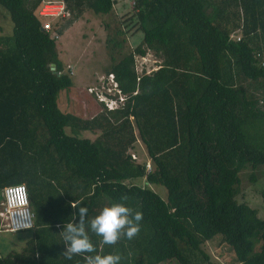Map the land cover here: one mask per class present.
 Segmentation results:
<instances>
[{
    "label": "trees",
    "instance_id": "16d2710c",
    "mask_svg": "<svg viewBox=\"0 0 264 264\" xmlns=\"http://www.w3.org/2000/svg\"><path fill=\"white\" fill-rule=\"evenodd\" d=\"M62 1L68 16L47 32L42 0H0L12 22L11 36H0V191L22 183L35 208L30 238L0 264H85L63 255L58 225L78 218L73 204L91 218L123 194L143 213L140 234L108 247L90 233L97 254L215 264L204 245L218 239L234 264H264V218L236 199L240 173L254 181L264 168V0H133L142 38L110 67L126 100L93 117L58 105L73 80L56 41L85 11L106 15L116 0ZM148 51L160 63L138 74L135 57ZM138 141L149 164L129 152Z\"/></svg>",
    "mask_w": 264,
    "mask_h": 264
},
{
    "label": "rangeland",
    "instance_id": "374dc122",
    "mask_svg": "<svg viewBox=\"0 0 264 264\" xmlns=\"http://www.w3.org/2000/svg\"><path fill=\"white\" fill-rule=\"evenodd\" d=\"M133 4V0H116L112 11L103 16H96L91 11H85L70 27L64 30L56 41L59 58L63 61L65 68L69 70L73 80L71 87L64 88L57 94L58 105L62 111L77 115L84 113L83 117H93L103 110L102 105L97 101V95L110 96L117 93L114 76H109L110 67L118 62L124 54L133 50L142 38V32L136 29ZM63 22V19L57 17L52 20L51 24L59 27ZM0 33L6 36L12 34V22L8 11L1 5ZM231 36L236 38L239 36V32L236 31ZM107 41L111 47L113 43H118L117 47H112V55ZM159 63L160 60L151 51H148L144 57L136 56L134 65L136 72L140 74L143 71L156 69ZM84 134L89 138H95L98 133L88 130ZM134 146L135 149L129 152L136 157V161L149 164L144 145L138 141ZM249 175V170L240 173L241 185L236 199L238 202H245L255 208L258 217L264 218V205L259 194V191L264 188V168L255 171L256 179L254 181L249 178ZM135 183L143 185L144 181L138 179ZM149 187L162 199H166L167 193L163 186L151 184ZM2 201L3 197L0 191V202ZM30 207L33 211L35 210L32 204ZM0 209L2 210V206ZM0 228H2L1 224ZM30 236V230L14 234L0 233V252L2 255H6V246L12 240L21 241L24 246ZM204 249L209 254L210 261L215 264L233 263V254L218 239L207 242Z\"/></svg>",
    "mask_w": 264,
    "mask_h": 264
},
{
    "label": "clouds",
    "instance_id": "9594fccd",
    "mask_svg": "<svg viewBox=\"0 0 264 264\" xmlns=\"http://www.w3.org/2000/svg\"><path fill=\"white\" fill-rule=\"evenodd\" d=\"M111 97L116 101L119 99L117 93L112 94ZM125 100L119 103L122 102L123 106ZM129 199L128 195L123 194L120 197L121 202H113L111 205L104 206L97 215L91 218L88 207L73 204V208H78V218L74 216L75 219L58 225L63 229L59 234L65 245L63 255L69 260L74 256H80L85 264H121L122 257L118 253L97 254V247L90 233L100 238V243L108 247H114L121 239H135L141 231L143 213L127 206Z\"/></svg>",
    "mask_w": 264,
    "mask_h": 264
},
{
    "label": "built area",
    "instance_id": "2783aa9c",
    "mask_svg": "<svg viewBox=\"0 0 264 264\" xmlns=\"http://www.w3.org/2000/svg\"><path fill=\"white\" fill-rule=\"evenodd\" d=\"M37 12L39 16L44 18L42 29L47 32L52 31L53 25L51 23L54 18L68 16L65 3L62 0H42ZM52 36L59 38L55 32L52 33ZM110 75L112 74H109V76ZM116 90L119 97L118 101L111 97V95H97V101L99 104L103 105L104 109L113 110L122 107V102L119 103V101H124L126 96L121 94L118 88ZM148 168L150 167L148 166ZM1 194L3 201L0 216L4 221L5 230L16 232L32 228L33 214L30 210L29 196L26 186L22 183L7 185L3 187Z\"/></svg>",
    "mask_w": 264,
    "mask_h": 264
},
{
    "label": "crops",
    "instance_id": "0c3cea01",
    "mask_svg": "<svg viewBox=\"0 0 264 264\" xmlns=\"http://www.w3.org/2000/svg\"><path fill=\"white\" fill-rule=\"evenodd\" d=\"M0 36L3 37V34L0 33ZM1 192H2V190H1ZM0 206H2V202H0ZM0 212H1V209H0ZM0 224L2 225V228H0V233H7V234H14V233H16V232H9V231H6L4 229V226H3L4 221L2 220L1 216H0ZM22 248H23V246H22V242L21 241H17L16 242L15 240H12V242L8 246H6V249L5 250H7V252H6V254H7V253H9L11 251L21 250ZM0 255H2L1 252H0Z\"/></svg>",
    "mask_w": 264,
    "mask_h": 264
},
{
    "label": "water",
    "instance_id": "95a60500",
    "mask_svg": "<svg viewBox=\"0 0 264 264\" xmlns=\"http://www.w3.org/2000/svg\"><path fill=\"white\" fill-rule=\"evenodd\" d=\"M50 68H51V70H54L55 69V64L51 63Z\"/></svg>",
    "mask_w": 264,
    "mask_h": 264
}]
</instances>
